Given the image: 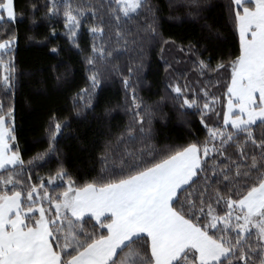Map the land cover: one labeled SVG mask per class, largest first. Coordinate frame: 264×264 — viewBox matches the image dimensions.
<instances>
[{
	"label": "snow or ice",
	"instance_id": "obj_1",
	"mask_svg": "<svg viewBox=\"0 0 264 264\" xmlns=\"http://www.w3.org/2000/svg\"><path fill=\"white\" fill-rule=\"evenodd\" d=\"M190 3L199 6V0ZM29 7L36 10L35 4ZM228 12L239 35V54L215 68L230 70L223 126L206 122L209 114L219 116L216 97L208 98L205 91L201 104L178 82L168 85L182 110H199L208 130L203 142L164 151L150 144L152 113L142 107L130 79L143 65L130 66L122 83L131 95L132 120L117 137L123 147L119 167L107 166L109 150L102 157V174L91 181L78 184L61 162L46 178L26 184L25 175L30 181L28 169L35 162L59 156V138L70 122L53 115L46 131L48 147L25 167L14 143V105L5 107L0 100V170L9 173L0 175V264H264V134L257 139L253 131L264 127V0H230ZM89 13L96 23L88 30L101 39L93 40L86 57L89 86L73 98L74 107L82 105L77 116L102 89L98 62L107 65L114 52L128 46L125 23L150 14L142 39L175 43L161 38L150 0H101L98 5L88 0L87 7L79 0H48L45 16L62 15L65 35L82 51L78 34ZM17 19L15 0H0V26ZM111 21L120 49L109 50L103 39ZM16 39L13 32L0 40V89L8 92L16 87ZM193 49L188 46L189 52ZM197 63L201 72L209 67L204 60ZM113 69L118 71V65ZM229 145L236 148V158L226 154ZM61 185L63 190L55 191Z\"/></svg>",
	"mask_w": 264,
	"mask_h": 264
},
{
	"label": "trees",
	"instance_id": "obj_2",
	"mask_svg": "<svg viewBox=\"0 0 264 264\" xmlns=\"http://www.w3.org/2000/svg\"><path fill=\"white\" fill-rule=\"evenodd\" d=\"M79 2L88 6V0ZM99 2L101 0H92L93 4ZM102 2L107 4V0ZM150 3L155 6L161 38L175 43L163 45L160 39H142L144 24L151 22L150 14H142L125 23L123 30L129 40L128 46L114 52V59L107 65L98 62L103 76L102 89L97 90L91 106L77 116L82 105L74 107L73 98L89 86L86 57L91 55L93 40L99 42L101 39L94 38L88 30L96 21L91 13L82 21L78 34L81 51L74 48L65 35L62 15L45 16L48 0H15L18 19L14 24L0 26V40L7 39L13 32L16 34L12 53L17 69L16 87L13 92L0 89V100L5 107L9 103L14 105V143L19 145L25 167L48 147L46 131L51 117L56 115L70 122L65 135L59 138V156L35 162L28 169L31 180L28 181L25 175L26 184L38 183L40 177L46 178L61 162L78 184L91 181L102 174L105 167L102 157L109 150L111 158L107 166L119 167L123 147L117 144V137L132 120L131 95L122 83L130 66L143 65L130 79L138 98L142 99V107L152 113L150 144L157 151L208 138V130L200 122L199 110H182L175 102V94L168 88L170 83L178 82L190 99L195 98L201 104L205 102V91L208 98L216 97L215 109L219 116L209 114L206 122L210 127L223 126L230 70L218 72L215 68L217 63L227 64L239 54V35L228 12L230 0H199L198 7L190 0H150ZM31 4L36 5L34 12L29 7ZM21 12L22 18L19 17ZM104 13L107 19V8ZM52 29H55V35H52ZM115 30L116 23L111 21L103 37L109 50L120 49ZM181 45L184 51L180 50ZM189 45L194 46L192 52L188 51ZM53 47L59 50L58 53L51 51ZM198 60H204L209 67L199 71ZM113 65H118V71ZM3 74L4 70L0 68V76ZM58 75L61 76L59 81ZM141 114L147 120L148 112ZM227 130L232 131L230 127ZM253 131L259 139L264 134V127H256ZM226 154L236 158V148L229 145ZM8 174L0 172V175ZM62 190L63 185L55 188L57 192ZM49 192L54 194L52 188Z\"/></svg>",
	"mask_w": 264,
	"mask_h": 264
},
{
	"label": "crops",
	"instance_id": "obj_3",
	"mask_svg": "<svg viewBox=\"0 0 264 264\" xmlns=\"http://www.w3.org/2000/svg\"><path fill=\"white\" fill-rule=\"evenodd\" d=\"M226 111V110H225ZM2 170H0V172H1Z\"/></svg>",
	"mask_w": 264,
	"mask_h": 264
}]
</instances>
